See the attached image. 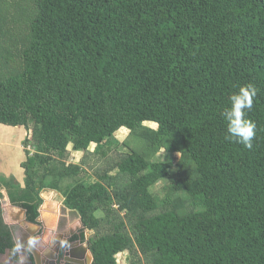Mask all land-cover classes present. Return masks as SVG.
Returning a JSON list of instances; mask_svg holds the SVG:
<instances>
[{
    "label": "trees",
    "instance_id": "trees-1",
    "mask_svg": "<svg viewBox=\"0 0 264 264\" xmlns=\"http://www.w3.org/2000/svg\"><path fill=\"white\" fill-rule=\"evenodd\" d=\"M20 25V64L0 73V125L31 133L24 188L9 195L29 222L52 190L94 231L93 264L124 252L129 264H264V0H34ZM247 85L250 149L226 138L223 115ZM122 128L151 156L180 151L196 189L182 196L179 180L175 198H154L172 163L147 150L114 161ZM71 143L89 158L68 163ZM10 241L0 208L1 254Z\"/></svg>",
    "mask_w": 264,
    "mask_h": 264
},
{
    "label": "rangeland",
    "instance_id": "rangeland-1",
    "mask_svg": "<svg viewBox=\"0 0 264 264\" xmlns=\"http://www.w3.org/2000/svg\"><path fill=\"white\" fill-rule=\"evenodd\" d=\"M33 1L34 0H0V73H4L5 69L11 66H17L20 64V50L23 49V37L26 33V28L23 25H20V18L24 15H28L30 11L33 10ZM26 18H24L25 21ZM144 127L149 128L152 131H156L157 126L151 124L150 122H145ZM1 129V142H2V156H0V203L2 207H5V210L9 207L8 205V195L7 193H15L12 191V188L17 187L13 184H23L25 185V171L22 165L28 159V153H34V150L31 147L26 148L25 142L27 139H31V133L27 131L24 127H9L0 125ZM130 131L126 128H122L115 134V138L119 141L120 144L126 147H115L117 150H114L115 153L118 152V156L114 161L119 160L121 157L128 155L133 152H144L147 150L142 142L138 140V137L132 136L129 137ZM96 145L91 144L89 146V151L93 152ZM70 151V158L68 163L79 164L84 157L88 154L84 152H76L73 150V143L68 147ZM148 161L152 162H169L172 163V168L170 170L171 177L167 180H164L157 184L151 189V193L160 202L165 198H175L176 193L170 191V185L172 183L182 180L184 183L181 184L180 190L176 192L182 193L186 190H183L185 187L190 186L192 189H196V179L194 174V167L192 163L183 158L181 152H176L174 154L165 151L164 147L160 149L157 154L150 155V152L147 150L145 152ZM6 156V158L4 157ZM87 158V157H86ZM89 158V157H88ZM87 158V159H88ZM91 166H86L88 170V182L93 183L97 182V178L92 172L94 163L90 161ZM9 169V174L11 177L7 179V170ZM92 167V168H91ZM115 174V172L113 173ZM2 177V178H1ZM183 190V191H182ZM195 193V192H194ZM40 194H43L44 199L51 198L52 202L59 201L63 203L64 198L58 192H51L48 190L42 191ZM50 203H44L43 206H46ZM12 211H15L13 209ZM16 211H18L16 209ZM18 213V212H17ZM97 217L103 216L101 212H98ZM94 231L85 230V235L87 240L91 239L94 236ZM118 264H129L131 257L128 252L120 253L117 255Z\"/></svg>",
    "mask_w": 264,
    "mask_h": 264
},
{
    "label": "flooded vegetation",
    "instance_id": "flooded-vegetation-1",
    "mask_svg": "<svg viewBox=\"0 0 264 264\" xmlns=\"http://www.w3.org/2000/svg\"><path fill=\"white\" fill-rule=\"evenodd\" d=\"M40 196L42 206L44 200ZM0 208L3 226L7 228L11 237L10 242L15 246L14 249L7 248L3 254L0 253V264L94 263L90 251V239H86L83 227L82 230L80 228L72 229L71 225L67 228L64 227L63 230H59L58 227L48 235L49 231L41 222L40 208L39 216L35 222L28 221L27 212L24 217H20L19 211L17 216H11L9 212L14 215V211L10 206L5 210V207H2L0 203ZM8 217L13 223L6 222L5 219Z\"/></svg>",
    "mask_w": 264,
    "mask_h": 264
},
{
    "label": "clouds",
    "instance_id": "clouds-1",
    "mask_svg": "<svg viewBox=\"0 0 264 264\" xmlns=\"http://www.w3.org/2000/svg\"><path fill=\"white\" fill-rule=\"evenodd\" d=\"M255 95L256 89L252 85L241 87L238 93L230 97L231 106L223 113L227 120L226 138L249 149L252 147L256 126L246 115L252 109Z\"/></svg>",
    "mask_w": 264,
    "mask_h": 264
},
{
    "label": "water",
    "instance_id": "water-1",
    "mask_svg": "<svg viewBox=\"0 0 264 264\" xmlns=\"http://www.w3.org/2000/svg\"><path fill=\"white\" fill-rule=\"evenodd\" d=\"M19 211L20 217H24L26 211L24 209H19ZM40 211L42 215L41 222H43L45 229L49 231V233H47L48 235L51 233V231H55L58 227L60 228L59 230H63L64 227L67 228L70 225L72 229L80 228L82 230L83 226L81 224L79 215L74 211H69L66 209L63 206V203L57 200L44 207H41ZM5 220L8 224L13 223L9 217Z\"/></svg>",
    "mask_w": 264,
    "mask_h": 264
},
{
    "label": "crops",
    "instance_id": "crops-1",
    "mask_svg": "<svg viewBox=\"0 0 264 264\" xmlns=\"http://www.w3.org/2000/svg\"><path fill=\"white\" fill-rule=\"evenodd\" d=\"M151 123V122H150ZM154 125H156L157 126V124H155V123H153ZM1 127H0V156H2L1 154H2V142H1ZM5 158H6V156H4ZM0 165H2V163L0 164ZM5 167V166H4ZM7 170H5L6 171V173L8 174L7 175V177H5V178H7V179H10L11 180V177H10V174H9V169L7 168V167H5ZM2 178V177H1ZM15 185H17V184H13L12 183V185L11 186H15ZM18 187H20L21 189L22 188H24V185L23 184H18ZM12 191H14V189L12 190ZM43 191H45V190H43ZM48 191H51V192H55V191H52V190H48ZM7 195H8V205L7 206H10L12 209H15V211H14V215H16V214H18L17 212L19 211V209H21V208H18V207H16V206H13L12 204H11V199H10V196H9V192L7 193ZM41 196V199H43L42 201H43V203H42V206L41 207H44L43 206V204L44 203H52V200H51V198H48V199H44L43 198V194H40ZM1 202V201H0ZM16 209L18 210V211H16ZM9 212V211H8ZM20 212V211H19ZM10 213V215H13V213L12 212H9Z\"/></svg>",
    "mask_w": 264,
    "mask_h": 264
}]
</instances>
